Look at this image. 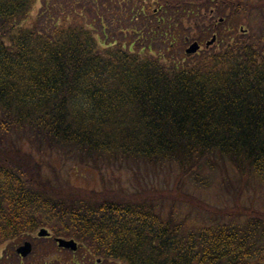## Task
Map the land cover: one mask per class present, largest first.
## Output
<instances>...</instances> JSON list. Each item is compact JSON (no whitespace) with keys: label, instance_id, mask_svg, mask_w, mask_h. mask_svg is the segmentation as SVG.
Returning <instances> with one entry per match:
<instances>
[{"label":"trees","instance_id":"16d2710c","mask_svg":"<svg viewBox=\"0 0 264 264\" xmlns=\"http://www.w3.org/2000/svg\"><path fill=\"white\" fill-rule=\"evenodd\" d=\"M189 20L219 45L184 56ZM26 145L142 177L85 190ZM41 228L71 264H264V0H0V249Z\"/></svg>","mask_w":264,"mask_h":264},{"label":"rangeland","instance_id":"374dc122","mask_svg":"<svg viewBox=\"0 0 264 264\" xmlns=\"http://www.w3.org/2000/svg\"><path fill=\"white\" fill-rule=\"evenodd\" d=\"M219 17V16H218ZM218 19L216 18V21ZM222 22V21H221ZM186 29L184 32L185 34H180L179 40H178V47L179 50L183 52V55L185 56V49L194 41L196 40L198 36L197 29L192 28L194 27L196 22L194 21H186ZM211 37V36H210ZM209 37V38H210ZM188 38V42H187ZM219 45V43L215 44ZM214 45V46H215ZM206 47L205 42L201 43V50H204ZM156 54H158V51H156ZM26 150H32L33 158L35 161L40 162L42 164V173L45 176V178H50V180L56 179L58 182L60 180L65 184H69L71 186H76L85 190H97L99 192H102L104 189H118V188H124L126 191H136L135 188H138V182L136 178H141L142 175L140 174L137 169H134L133 167L131 169H125V168H103V169H97L93 167L91 164H85L79 161H74L72 159H69L65 154L61 151H53L50 155V151H45L42 153H38L35 151V149L30 148L28 145L25 146ZM61 152V153H59ZM59 153V154H58ZM134 169V170H133ZM56 171L59 173L60 178L56 175ZM136 177V178H135ZM163 180V181H160ZM149 179H146L143 181L146 185L148 183ZM164 182V176L162 178V175L153 178V182L151 183L149 181V188L156 187V188H162ZM140 190V189H139ZM209 191H206L205 194H208ZM262 195L261 191H255L248 190L243 202H252L254 199L256 201V205H262V201L260 200V197ZM38 237V231L34 233L33 235H24L16 240H12L11 242L3 245L0 249V252H4V254H16V248L23 244L25 240H30L34 244V252L30 255L29 258H20V263L17 262V264H26L28 262H32L35 264V262H45L46 264H54L53 261H51V257L57 256V257H64V264H71L70 260L72 261V256L69 258L68 256H65L62 252L54 251L49 252L42 250L40 251L39 255L35 254L37 253L38 247H40L43 243L42 239L37 240ZM37 244V245H36ZM6 252V253H5ZM34 257V258H33ZM33 258V259H32ZM11 258L2 259L0 260V264H7L10 262Z\"/></svg>","mask_w":264,"mask_h":264},{"label":"water","instance_id":"95a60500","mask_svg":"<svg viewBox=\"0 0 264 264\" xmlns=\"http://www.w3.org/2000/svg\"><path fill=\"white\" fill-rule=\"evenodd\" d=\"M216 36L213 37L211 41H209L207 44L211 45L215 42ZM200 48V45L197 41L193 42L187 49L186 52L191 54V53H196ZM40 236H46L49 235V232L45 229H42L39 232ZM56 241L58 245L62 248L70 249L72 251H77L78 250V243L75 239H65V238H56ZM33 250V245L30 241H26L23 245H21L18 249L17 252L21 254L23 257L28 256Z\"/></svg>","mask_w":264,"mask_h":264}]
</instances>
